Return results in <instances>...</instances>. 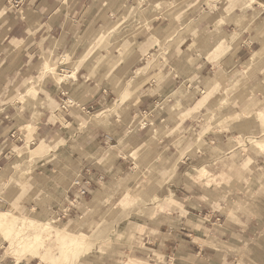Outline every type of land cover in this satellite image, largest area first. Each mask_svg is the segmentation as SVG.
<instances>
[{
    "label": "crops",
    "instance_id": "crops-1",
    "mask_svg": "<svg viewBox=\"0 0 264 264\" xmlns=\"http://www.w3.org/2000/svg\"><path fill=\"white\" fill-rule=\"evenodd\" d=\"M8 1L0 0V201L4 202V195L22 199L25 207L39 214H59L63 210L72 215L87 205L100 203L119 181L133 189L140 175L150 171L153 181L166 176L165 186L158 190L165 187L166 192L180 196L185 202V215L176 211L151 217L146 223L149 235L141 238L143 248L130 246L125 253L132 251L142 258L176 255L186 264H226L222 263L226 257L194 242L200 236L205 240V232L214 231V226L223 227L220 218L225 202L220 197L226 198V190L215 183L207 187L205 182L202 187L186 175L190 169L202 172L203 164L214 162L215 157L226 159L221 154L228 138L258 127L257 118L249 117L255 118L258 105L264 102V92L262 101L254 99L252 93H235L228 98L231 105L221 114L213 102H209L210 109L193 111V99L199 80L207 79L203 84L208 87L207 93L219 83L214 74L217 65L227 74L238 61L242 62L247 45L222 54L220 41H231L233 26L241 34L247 32L243 42L248 41L257 61L264 63V13L258 3L250 11L236 10L235 15L228 10L220 16L202 17L198 8L190 9L194 0H177L176 11L170 7V0H152L154 9L145 5L144 14L138 13L137 18L154 28L165 44L158 55L149 57L146 54L152 48L145 55L138 51L147 28L142 26L141 32V25L137 28L132 24L136 16H130L129 10L136 7L135 0H25L16 12H4ZM258 1L264 4V0ZM189 21L197 25L191 27ZM136 35H143L141 45L129 42ZM153 41L150 38L148 45ZM165 45V51L172 52L166 60L162 58ZM211 51L213 56L220 55V61L209 60ZM65 72L68 79L63 81ZM231 77L229 74L230 83L243 86L242 77ZM263 77L254 82L264 83ZM262 88L259 86L258 92ZM207 93L197 107L211 97ZM121 102L116 106L115 118L89 127L83 123L94 111H101L93 115L97 118ZM231 106L233 111L229 110ZM185 114L191 118L180 121ZM206 115L210 120L219 115V120L202 126L195 139L187 138L193 122ZM259 118L264 124L262 112ZM151 133H156L158 140ZM104 135L112 137L110 144ZM263 136L264 132L254 139H240L239 143L261 140ZM260 160L264 161V155L256 157L257 163ZM249 162V158L244 160L245 165ZM222 169L226 173L229 167ZM77 179L91 183L80 201L73 186ZM255 186L256 193L263 197L255 215L241 217V225L230 232L229 239H219L230 247L250 241L257 233L264 238V174L255 177ZM136 203L135 198H129L126 205ZM95 226L89 228L90 234ZM125 242L128 245L132 240ZM0 264L27 263L4 259Z\"/></svg>",
    "mask_w": 264,
    "mask_h": 264
},
{
    "label": "rangeland",
    "instance_id": "rangeland-1",
    "mask_svg": "<svg viewBox=\"0 0 264 264\" xmlns=\"http://www.w3.org/2000/svg\"><path fill=\"white\" fill-rule=\"evenodd\" d=\"M10 1L11 0H9L8 3H10ZM135 2H137L136 7L134 9L130 8L129 11H132V14L130 16H136V20L134 22H132L133 20L130 22H132L133 25H137V28L141 25L139 29V31L141 32L144 31L143 27L147 28L146 36L144 37L145 41L142 45V40H144L142 38L143 35H136L132 39H130L129 42H139V44L141 45L139 46L141 47L140 50H138L140 55H145L149 48L152 49L151 52H149V55L148 53L146 54L147 56L151 57L154 54L158 55L160 48L165 43L161 42V40L159 39L160 37L157 35V32H154V28L147 27V25L145 26L143 23L144 21H138L137 18L138 13L139 16L144 14L145 10L143 7L145 5L148 6L146 7L147 9H154L152 4L155 1L135 0ZM176 2L177 0H170L169 2L170 7H172L174 11L178 9L176 7ZM8 3L3 8L4 12H16L23 6L22 5L19 9H11L9 8ZM194 3L195 5H190V9L193 10L195 8H198V11L202 13V17L213 16L216 13L220 16L222 13L228 12V10H230L231 14L235 15L234 12L239 9L242 10L244 8H249L248 10L250 11V8L256 7L254 6L255 3H258L259 10L264 13V4L259 2L258 0H225V2L224 0H194ZM180 13L184 15L185 9H182ZM189 22L191 27L193 25H197L196 22ZM118 26L119 25H116V27ZM182 32L183 31H181L180 33ZM230 33L232 34L230 42H228L226 39H224V41H220L222 45V54L225 55L226 52L229 54L240 45H247L248 48L246 49L245 56H242V62L238 61V64H235L237 66L235 67V69H232V73L230 72L225 74L224 68L217 65V68H215L214 70V74L215 78H219V80L217 81L219 83L216 84L213 89H211L210 93L206 92V90H208V87L203 85L207 82V79L199 80L200 82L196 83V86L198 87V93L194 96L193 99V104H195V108L193 111L198 110L199 112H202L205 108L210 109L211 106H209V102H213L214 109H217L218 114H221L222 112H225L227 110V105L231 103L228 98H231V96L233 97V95H236L235 93L239 91L252 93L254 99L258 98L261 101L263 99V93L261 92H264V83L260 82L259 84H257L254 82V80L257 77L260 78L264 76V66H262L264 63H259L257 61L258 56L253 52L254 47L249 46L248 41L243 42V39L246 37L247 32L241 34L240 29L236 26H233ZM150 38L155 39V41L148 45V41ZM103 41L104 39H102V42ZM174 41L175 39L171 40L169 44H173ZM166 46L167 45L163 46L164 48L162 50V58H164V60H166L167 58L169 59V56H171L172 54L170 49H168V51H165ZM212 53L213 51L210 52V55L208 57L209 60L213 61L215 59L216 63L220 61L217 59L220 57V55L213 56ZM159 57H161V55ZM229 74H231V78H233V80L234 78L239 80L242 77L243 86L241 87L238 84L236 85L230 83ZM63 75V81L67 80V73L65 72L63 73ZM186 84L187 82L184 84V86H186ZM259 86L263 87L261 90H259L260 92H258ZM204 92L209 94V96L211 97L207 99L203 106L197 107L198 101L203 97ZM121 105L122 102L120 104L113 105L112 107H110L111 109L107 110L97 118H94L93 115L100 113L101 111H94L90 116L84 119L83 123H87V126L89 127V125L93 123L95 124L96 122L101 120L109 121L111 120V118H115L117 116L116 106ZM229 110L233 111L232 106L229 108ZM256 110L257 114L254 115L255 118L253 117V115H251V117L249 118L250 120H255L257 118V122H255L258 127L254 130H248L244 133H239L238 136H232L228 138L229 143L226 145V149L222 150L224 153L221 154L225 155L226 159H217V157H215L214 162L203 164L202 172L196 169H190V171L186 175V177H189L191 180L197 182L202 187L203 183L205 182L207 184L205 186L207 187L210 183H215L219 187L223 186L226 190V198H223V196H219L225 202V204H222L225 205V207L221 211L222 218H220L221 221H224L223 227L214 226V231L205 232L207 236L205 237V240L201 236L200 238H194V242L197 243V245L201 247H203V245H206L211 250L216 251L218 255H221V257H226V260L222 261V263L226 262V264H264V238L260 236L261 234H255V237L253 239H249L250 241L248 242L244 241V243H241L236 248L228 246V243L221 242V240H228L230 232L234 233L235 228H237L238 225H241V217L247 216L251 213L255 215L257 203L260 202V200H262L263 198L262 195L256 193L255 177H261L262 174H264V161L260 160L258 163L256 161L257 156L264 155V149L261 148L260 150L262 151H258L254 148V146L257 148L256 141L260 140H253V142H250V140H248L245 144L239 143L240 139H254L255 137L262 136L264 132V124H262V119L259 118V112H262L264 114V102H262L261 105H258ZM145 117L143 116V118ZM151 117L152 116L150 115L149 119ZM208 117L209 116L206 115L203 116L202 119H196L195 122H193L192 127L190 128V132L187 135V138L191 137L192 140L195 139L197 137V132L202 126L207 123H210V125L216 124L219 120V118L217 117L215 118L212 116V120H210ZM186 118H191V116L185 114L179 117L180 121H183ZM137 120L133 121L131 125L133 126L134 124H136ZM143 122H145V120L141 121V124H139V126H142ZM150 136H153V139L155 141L158 140V138L156 137V133H151ZM104 138H106L107 144H110L113 140L109 135H104ZM211 139L213 140V138ZM262 139H264V136L262 137ZM139 143L141 142H138L135 147H137ZM211 151H213V153L218 156L217 150L215 151L213 149ZM22 153L23 150L19 154ZM246 158L250 159V162L247 165L244 164V160ZM35 162L36 161H33L32 164H34ZM223 166L229 167L228 172H224V170L222 169ZM136 170V172L139 173L138 168H136ZM152 175L153 174L150 171L146 173L144 172L136 181L137 185H135V187H133V189L131 190L129 189V187L124 185L123 182L119 181V183H117L116 185V188L112 189L109 192L108 196L105 197V199L100 203H98L97 205H87L80 212L76 211L75 213H72V215L66 214L65 220L56 221V223L53 222V219L58 217V213L49 212L47 214H39L36 209L32 207H25L23 205L22 199H16L12 197L8 199L3 195V197L1 196V198L4 200V202L0 201V210L6 211L10 208L9 211L16 217L26 216L28 218L37 219L45 223H50V225L53 226L55 230L64 229L70 233H78L84 230L88 232L89 237L86 235L84 238L87 240L89 239L90 241H86L81 246V248H79L80 257H78L79 255H76L72 257L73 259L71 258V260H66L64 258H58L56 256L53 257L49 254L51 258L46 264H71V261L72 264H186L185 262L179 260L176 255L168 257L160 255L161 257H157L156 254H153V256L151 257L142 258L140 257L141 255L138 254L134 256L132 254V251L130 252V254L125 253V250L130 249V246L143 248L141 238L143 235L149 233L148 229L146 228V223L151 217L155 218V215L159 214L160 212H163L165 214H173L176 211H180L181 215H185V202L183 199L179 198L180 196L173 195L168 191L166 192L164 189L165 187L158 190L159 187L163 185L165 186L166 176H164L163 179H155L153 181L150 178ZM22 181H24V179H22L21 182ZM3 186L4 185H2L1 188ZM129 198H135L138 203L131 206L126 205ZM217 208H219V206H217ZM62 213L63 210L59 214ZM221 223L222 222H220V224ZM93 225L96 226L94 227V231H91L90 234L89 228H91ZM140 227H142L141 230ZM218 229H220V232L223 231L225 233V235H223L224 237L221 235ZM224 229H227L228 232H226ZM50 231L51 229H49L48 232ZM59 232L61 233L60 239H63L65 233L61 230ZM19 235L25 237L28 235L31 236L28 231L21 232ZM219 235H221L222 237L218 238ZM43 236L48 238L46 233H39V237L42 238ZM51 237H54V235H51ZM127 239L132 240V243L127 245V243L125 242ZM53 241L54 243H51V248L52 250H55V245H57V247H60L61 242L60 240H55V238L53 239ZM9 244L10 243L6 235V229H1L0 260L7 259L8 262L11 261L13 263L24 261L27 264H44L40 263L35 258L30 259V252H26L24 254L22 253V251L16 249L15 246L9 247ZM45 244L46 246H48L49 243L45 242ZM119 247H122V249H120ZM40 251H43V249H41ZM121 252L124 253L122 254ZM84 255L87 256L81 259V257ZM129 258H136L141 261ZM157 258L160 259L156 260Z\"/></svg>",
    "mask_w": 264,
    "mask_h": 264
},
{
    "label": "bare ground",
    "instance_id": "bare-ground-1",
    "mask_svg": "<svg viewBox=\"0 0 264 264\" xmlns=\"http://www.w3.org/2000/svg\"><path fill=\"white\" fill-rule=\"evenodd\" d=\"M256 144L258 149H264V139L256 141ZM9 209L6 211L0 210V230L4 228L6 229V235L10 243L9 247L15 246L16 249L22 251L24 254L26 252H30V259L35 258L40 263L46 264L51 258L50 255L53 257L56 256L58 258L71 260L72 257L79 255V248H81V246L89 240L84 238L86 235L89 237V234L86 232V230L80 231L78 233H70L64 229L55 230V228L51 226L50 223H45L37 219L28 218L26 216L16 217L9 211ZM56 221H59V219H53L54 223H56ZM49 229H51L50 232H48ZM60 230L65 233L63 239H60ZM24 231H28L31 236H20L19 234ZM41 232L46 233L48 238L45 236L42 238L39 237V233ZM51 235H54V237H51ZM54 238L55 240H60L61 242L60 247L55 245V250L57 252L51 248V243H54ZM45 242L49 243L48 246H46ZM41 249H43V251H40ZM78 257H80V255Z\"/></svg>",
    "mask_w": 264,
    "mask_h": 264
},
{
    "label": "built area",
    "instance_id": "built-area-1",
    "mask_svg": "<svg viewBox=\"0 0 264 264\" xmlns=\"http://www.w3.org/2000/svg\"><path fill=\"white\" fill-rule=\"evenodd\" d=\"M24 2L25 0H11L10 3H8L9 8L19 9L24 4ZM73 186L77 188V200L80 201L88 194V191L91 187V183L88 179H83V180L77 179L73 182ZM63 213L58 214L57 218L59 219V221L65 220V216L66 214H68L66 211H63Z\"/></svg>",
    "mask_w": 264,
    "mask_h": 264
}]
</instances>
